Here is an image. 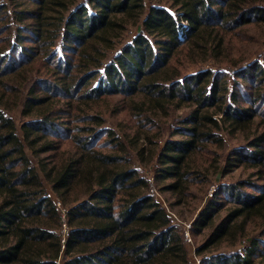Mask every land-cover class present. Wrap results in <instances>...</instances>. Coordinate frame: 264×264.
I'll return each mask as SVG.
<instances>
[{
    "label": "trees",
    "instance_id": "16d2710c",
    "mask_svg": "<svg viewBox=\"0 0 264 264\" xmlns=\"http://www.w3.org/2000/svg\"><path fill=\"white\" fill-rule=\"evenodd\" d=\"M0 264H264V0H0Z\"/></svg>",
    "mask_w": 264,
    "mask_h": 264
},
{
    "label": "rangeland",
    "instance_id": "374dc122",
    "mask_svg": "<svg viewBox=\"0 0 264 264\" xmlns=\"http://www.w3.org/2000/svg\"><path fill=\"white\" fill-rule=\"evenodd\" d=\"M233 173H236V171H234ZM163 197L164 196H158V198L160 199V201L162 202H164V203H166V201L165 200H163ZM174 217V216H173ZM175 218V217H174ZM176 221H179V222H182V220H181V218L179 217V216H176ZM184 222H182V224H184L183 225V228H185V229H187V227H188V223H186V219L185 220H183ZM188 238H189V241H188V245H189V253H190V261L192 262V263H196L197 262V259H196V257L194 256V254H193V245L199 240V238H196L195 240L193 239V238H190V236L188 235ZM196 241V242H195Z\"/></svg>",
    "mask_w": 264,
    "mask_h": 264
},
{
    "label": "built area",
    "instance_id": "2783aa9c",
    "mask_svg": "<svg viewBox=\"0 0 264 264\" xmlns=\"http://www.w3.org/2000/svg\"><path fill=\"white\" fill-rule=\"evenodd\" d=\"M185 235H186V238L189 240V238H188V234H187V233H185Z\"/></svg>",
    "mask_w": 264,
    "mask_h": 264
}]
</instances>
